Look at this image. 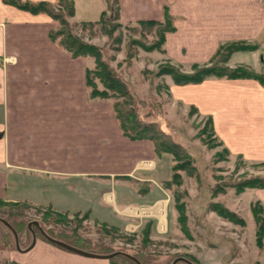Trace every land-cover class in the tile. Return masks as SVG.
Instances as JSON below:
<instances>
[{
  "label": "crops",
  "instance_id": "1",
  "mask_svg": "<svg viewBox=\"0 0 264 264\" xmlns=\"http://www.w3.org/2000/svg\"><path fill=\"white\" fill-rule=\"evenodd\" d=\"M164 3L174 24L162 46L167 57L201 62L222 41L241 39L256 47L232 51L226 63L264 74V0H118L119 15L123 20L160 19ZM99 10H77V17L93 20ZM55 24L45 12L0 0V56L8 57L0 63L1 185L13 174L11 168L15 182L44 187L62 179L63 194L77 201H64L66 209L89 213L85 202L93 192L99 206L111 209L104 220L110 224L116 214L150 211L130 208L120 189L123 178L142 175L139 168L148 165L143 163L147 159L139 163L151 157L148 140L124 136L111 110H103L101 103L88 105L86 65L48 38ZM167 84L172 97L210 116L216 136L232 153L264 159V80L209 75L199 82ZM54 253L32 254L28 264H114L66 250Z\"/></svg>",
  "mask_w": 264,
  "mask_h": 264
},
{
  "label": "rangeland",
  "instance_id": "2",
  "mask_svg": "<svg viewBox=\"0 0 264 264\" xmlns=\"http://www.w3.org/2000/svg\"><path fill=\"white\" fill-rule=\"evenodd\" d=\"M111 1L73 0L72 14L64 15L69 29L81 40L95 45L100 58L121 77L130 93L129 98H122L125 107L132 106L143 119L156 120L159 127L189 154L193 169L190 172L184 168L177 169L178 181L172 179L171 165L175 160L171 153H156L148 140L151 157L139 161L147 159L143 163L148 165L138 166L142 175L133 173L135 178H123L125 182H121L123 187L120 189L129 198L130 208L144 206L150 211L116 214L114 223L110 224L104 220L109 218L111 209L106 205L99 206L95 193L88 192L87 195L85 204L91 207L89 213L84 208L66 209L64 201H77L73 195L63 194L62 179L59 182L50 180L44 187L30 181L15 182V171L11 168L13 174L7 175L2 185L0 183V217L15 230L18 247L12 231L0 221V261L16 260L28 264L32 254L49 257L57 249L71 251L47 240L39 231V225L49 236L73 246L93 248L99 253L123 250L146 264H169L177 255L188 259V256H194L201 264H217L218 259L224 264H264V225L258 232L251 210L253 206L255 216L264 220V187L243 186L237 190L234 184L245 176L264 175L262 160L245 159L232 153L214 130L210 132L207 115L172 97L167 84L171 77L157 72L165 63L184 72L190 71L191 63H209V58L201 62H180L167 57L163 43L162 49L144 48L155 38L153 30L140 27L134 23L135 20L121 19L118 0L117 18H111ZM50 2L51 8L57 10L56 0ZM97 8L100 10L95 19H78L79 12H92ZM53 20L56 24L52 29L58 26L57 20ZM114 23L119 25L108 34L105 30ZM167 32L170 31H166L164 37ZM181 51L185 54L186 49ZM77 58L86 67L94 64L89 54ZM7 59L2 54L0 63L4 64ZM98 87H101L100 83ZM87 99L88 105L97 104L99 107L98 103H101L103 110L114 113L113 98L87 96ZM119 99L122 100L121 97ZM144 176L148 179H139ZM213 201L232 211L238 220L218 214L210 205ZM154 204H157V211L152 210ZM181 213L185 229L178 217ZM34 220L37 225L32 223ZM32 232L35 241L24 250L31 241ZM107 259L114 264H132L122 254H114ZM175 264L185 262L176 261Z\"/></svg>",
  "mask_w": 264,
  "mask_h": 264
},
{
  "label": "trees",
  "instance_id": "3",
  "mask_svg": "<svg viewBox=\"0 0 264 264\" xmlns=\"http://www.w3.org/2000/svg\"><path fill=\"white\" fill-rule=\"evenodd\" d=\"M5 2L12 4L18 8L28 10L32 13L35 12H45L53 19L57 20L58 26L56 28H50L48 30V37L51 40H55L58 44L64 47L72 57L91 55L94 59V64L92 67H86L85 69V83L87 86V96L89 98H113L112 107L114 115L118 121L121 132L124 136L130 139H147L152 142L153 149L156 153L162 151L170 152L175 162L171 165L172 174L171 178L177 180V169H186L190 172L193 166L189 162V154L183 149V147L174 139H172L168 132L164 131L156 123V120L143 119L138 116V113L134 110L132 106L125 107L122 98H129L130 93L127 90L125 83L121 77L109 66L103 59L100 58V51L92 43L85 42L79 37L71 33L69 25L65 19L64 15H71L73 12V0H56L59 7L57 10L51 8V2L48 0H4ZM111 8V18H117L118 6L117 0H112L110 3ZM163 13L161 19L156 18H141L135 20L140 27L147 30L152 29L154 33V39L150 44L144 46L146 49L156 48L162 49V43L164 40V34L166 31H172L174 29L173 16L168 11V6L166 3L163 4ZM118 23H114L107 28L105 31L110 34L113 27L118 26ZM142 28V29H143ZM144 36V33H141ZM134 42V39L132 40ZM255 43H249L244 40H227L218 44L216 50L209 57L210 62L204 64L191 63L190 71L178 70L175 66L170 63H165L159 66L158 73L169 74L172 81L176 84H183L188 82H199L208 75L215 76H225V77H254L259 80H264V74L260 72H255L254 70L248 68L243 64H237L234 66H228L225 64L230 53L234 50H245L255 48ZM98 83L101 87H98ZM121 97L122 100L119 99ZM192 108L193 105H192ZM207 125L210 128V132H213V126L211 123V118L207 115ZM226 149V148H225ZM227 151V150H226ZM264 164V160L260 161ZM235 187L239 190L243 186H256L264 187V175L254 174L250 176H245L239 181L234 182ZM210 205L217 211L218 214L227 217L235 218L236 216L226 209L220 203L213 201ZM181 209V204L178 205ZM251 210L254 214V219L257 223V231L259 228L261 231L262 224L264 225V220L255 216V210L253 206ZM181 227H183V213L178 215ZM238 220V217H236ZM240 220V219H239ZM16 227V225L14 224ZM17 229V227H16ZM185 229V228H184ZM91 245V244H90ZM89 251L98 252L93 248H85ZM124 256V255H122ZM125 257V256H124ZM137 257V256H136ZM193 264H199L198 260L194 256H188ZM127 258V257H126ZM127 260L135 264L132 260L127 258ZM142 264H146L144 260L140 259ZM184 262V261H182ZM0 264H27L21 263L16 260H3ZM187 264V263H185Z\"/></svg>",
  "mask_w": 264,
  "mask_h": 264
},
{
  "label": "water",
  "instance_id": "4",
  "mask_svg": "<svg viewBox=\"0 0 264 264\" xmlns=\"http://www.w3.org/2000/svg\"><path fill=\"white\" fill-rule=\"evenodd\" d=\"M0 221L3 222L12 231V233L14 235L15 245H16V247H18L17 236H16V232L13 229V227L10 225V223H8L5 219H3L1 217H0ZM32 223L37 225V221H35V220L32 221ZM29 224H30V222L27 223L28 227H29ZM37 227H38L39 231L41 232V234L47 240H49L55 244H58V245L66 248V249L74 251L76 253H79L82 255H87V256H92V257H100V258H108L114 254H122V255L126 256L127 258H129L130 260H132L135 264H142L141 261L135 255H133L129 252H126L123 250H113V251L106 252V253L88 251V250L73 246V245H71L65 241L60 240V239L53 238V237L49 236L47 233H45L39 225H37ZM34 241H35V234H34V232H32L31 241H30L29 245L24 250L30 248L32 246V244L34 243ZM176 261H184L187 264H193L188 258H186L185 256H182V255H177V256L173 257L169 264H175Z\"/></svg>",
  "mask_w": 264,
  "mask_h": 264
}]
</instances>
